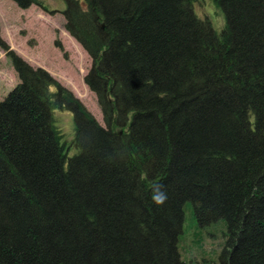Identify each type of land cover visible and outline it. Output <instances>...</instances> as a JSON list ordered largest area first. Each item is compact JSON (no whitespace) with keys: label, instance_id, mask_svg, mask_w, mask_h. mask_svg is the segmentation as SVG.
Wrapping results in <instances>:
<instances>
[{"label":"trees","instance_id":"trees-1","mask_svg":"<svg viewBox=\"0 0 264 264\" xmlns=\"http://www.w3.org/2000/svg\"><path fill=\"white\" fill-rule=\"evenodd\" d=\"M197 1L65 0L103 125L8 52L18 82L0 100V264H183L187 202L199 226L225 221L221 264H264V0H212L219 33ZM55 108L73 114L71 156Z\"/></svg>","mask_w":264,"mask_h":264},{"label":"rangeland","instance_id":"rangeland-1","mask_svg":"<svg viewBox=\"0 0 264 264\" xmlns=\"http://www.w3.org/2000/svg\"><path fill=\"white\" fill-rule=\"evenodd\" d=\"M41 6L19 7L12 0H0V100L18 82L13 68L11 51L32 67H40L57 82L69 89L103 125L95 95L83 81L91 60L81 45L65 30L62 11L65 0H39ZM198 17H207L216 33L225 25L223 12L212 0H198L194 4ZM53 90V89H51ZM53 125L66 144L68 155L77 152L74 138L73 114L64 109H53ZM226 224L223 219L199 226L190 203L184 205L182 234L178 249L183 264H221L219 255L225 243Z\"/></svg>","mask_w":264,"mask_h":264},{"label":"clouds","instance_id":"clouds-1","mask_svg":"<svg viewBox=\"0 0 264 264\" xmlns=\"http://www.w3.org/2000/svg\"><path fill=\"white\" fill-rule=\"evenodd\" d=\"M152 199L157 205L163 204L167 199V193L163 190L162 185L153 186V196Z\"/></svg>","mask_w":264,"mask_h":264}]
</instances>
